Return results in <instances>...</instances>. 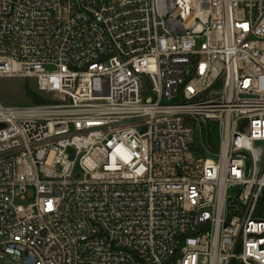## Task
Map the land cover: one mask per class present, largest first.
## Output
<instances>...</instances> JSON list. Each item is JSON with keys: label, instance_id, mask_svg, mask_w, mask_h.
<instances>
[{"label": "built area", "instance_id": "built-area-1", "mask_svg": "<svg viewBox=\"0 0 264 264\" xmlns=\"http://www.w3.org/2000/svg\"><path fill=\"white\" fill-rule=\"evenodd\" d=\"M0 77L13 263L264 264V0H0Z\"/></svg>", "mask_w": 264, "mask_h": 264}, {"label": "rangeland", "instance_id": "rangeland-1", "mask_svg": "<svg viewBox=\"0 0 264 264\" xmlns=\"http://www.w3.org/2000/svg\"><path fill=\"white\" fill-rule=\"evenodd\" d=\"M26 85L34 91L36 94L44 97L38 92V86L36 84V79L34 78H22V77H0V103L7 107H24L35 104L32 99L27 95ZM45 98V97H44ZM247 126V122L242 123L240 128L243 131ZM198 129V128H197ZM197 141L194 145L195 150L202 154L201 150L198 148H203V139L207 140V131L203 130L201 133L197 130ZM210 138L212 143L219 147L220 135L217 130H212L210 132ZM207 157L215 159V155L212 152H205ZM19 203H28V201H19ZM0 264H17L13 263V257L11 255L5 254L0 250Z\"/></svg>", "mask_w": 264, "mask_h": 264}, {"label": "trees", "instance_id": "trees-1", "mask_svg": "<svg viewBox=\"0 0 264 264\" xmlns=\"http://www.w3.org/2000/svg\"><path fill=\"white\" fill-rule=\"evenodd\" d=\"M26 92H27V95L32 99V101L35 104L48 103L47 99H45L44 97H42V96L36 94L34 91H32V89L29 87V85H26ZM207 145L211 146L212 149L215 151L218 150V148L215 145H212V143L209 140H207ZM256 216L259 218H264V190H263V193H262L260 200H259V204H258V207L256 210Z\"/></svg>", "mask_w": 264, "mask_h": 264}, {"label": "water", "instance_id": "water-1", "mask_svg": "<svg viewBox=\"0 0 264 264\" xmlns=\"http://www.w3.org/2000/svg\"><path fill=\"white\" fill-rule=\"evenodd\" d=\"M145 130V128H141V131H144Z\"/></svg>", "mask_w": 264, "mask_h": 264}]
</instances>
